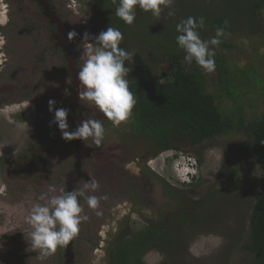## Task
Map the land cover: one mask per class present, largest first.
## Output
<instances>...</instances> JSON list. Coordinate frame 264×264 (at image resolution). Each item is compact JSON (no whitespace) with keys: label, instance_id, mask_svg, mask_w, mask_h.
I'll use <instances>...</instances> for the list:
<instances>
[{"label":"trees","instance_id":"16d2710c","mask_svg":"<svg viewBox=\"0 0 264 264\" xmlns=\"http://www.w3.org/2000/svg\"><path fill=\"white\" fill-rule=\"evenodd\" d=\"M118 2L93 0V8L105 26L122 32L120 47L135 54L133 63L125 64L132 68L129 88L137 101L125 122L127 132L146 145L150 158L164 151L180 152L185 143L195 147L232 135L245 139L260 174V185L251 197L245 226L232 248L236 253L226 257L223 264H264V111L254 112L257 96L264 106V80L260 74L264 55L258 51V63L242 67L236 61L241 44L237 40L225 42L221 37V44L214 48L215 70L206 75L195 62L190 66L184 62L185 52L176 43V25L191 16L205 19V27L199 29L202 40H210L217 28H224V34L245 31L259 35L264 45V0H174V14L162 11L158 18L137 6L130 26L115 16ZM244 40L247 43L250 37ZM231 160H226L223 174L227 177L220 184L225 196L218 198L212 188L209 199L190 202L196 209L213 204L219 210L235 201L240 176L230 167ZM197 164H201L199 159L196 168ZM194 180L181 186L191 187ZM160 183L166 197L175 199L176 191ZM211 209L190 218L184 210L170 225L164 218L138 230L127 229L124 236L109 245L108 263L145 264L143 257L151 251L167 256L186 253L183 239L214 221Z\"/></svg>","mask_w":264,"mask_h":264},{"label":"rangeland","instance_id":"374dc122","mask_svg":"<svg viewBox=\"0 0 264 264\" xmlns=\"http://www.w3.org/2000/svg\"><path fill=\"white\" fill-rule=\"evenodd\" d=\"M72 6H75L72 8L73 15H75L72 23L77 29L76 32L81 35V40L85 32L96 36L108 28L93 8V0H74ZM175 8L173 0L171 8L162 6V11L168 14L169 11L174 12ZM249 37L250 41L246 43L244 39ZM223 38L225 42L237 40V43L241 44L239 50L236 51V61L242 67L258 63L256 60L258 51L264 55V45L261 43L262 37L259 35L245 31L227 32ZM81 40L78 41V44L82 49L84 44H81ZM260 74L261 79L264 80V68L261 69ZM261 100V97L257 96L254 103L256 114H261L264 111ZM84 104L93 110L95 119L101 120L105 126L107 125L106 121L108 120L102 113L98 112L95 107L89 106L87 102ZM109 123L110 126L105 129V136L100 145H96L92 140L89 142L91 146H98L103 150L100 158L97 159L98 170L95 169L92 172L93 177L97 173L95 180L99 181V190L95 193H88L98 197L107 196L106 200H100L99 208L94 210L90 219L94 226L99 225L98 227L101 228V239L95 240L93 244L79 245L76 250L75 263L109 264L107 254L109 245L115 241L114 238L124 236L127 229L138 230L148 223L154 224L164 218L166 224L170 225L174 219L183 214L184 210L190 214V218L199 217L200 213L208 211V208H212L210 213L213 214L214 221L200 226L183 239L187 245L186 253H172L167 256L151 251L143 257V262L145 264H182L183 261H186L187 264H223L226 257L233 256L236 251L234 253L232 248L239 240L238 232H241L245 226L251 197L260 185V174L245 146V139L232 135L214 141H205L195 147H189L185 143L180 152H161L155 158H145L146 145L137 137L128 135L125 122L116 127L112 125L111 121ZM28 126L29 120L22 121L21 117L13 115L10 110L0 111V204L9 206L8 209H0V245L2 244L0 250L7 244L6 249L9 252L15 250V247L11 246L9 241L7 243L4 236L14 238L23 235L20 229L26 227L24 217L27 209L32 203L37 202L34 200L30 188L25 190L24 183L16 182L18 177L23 182V176H32L34 172L10 175L12 181L14 180L13 185L17 196L9 192L8 189L6 192L2 187L6 180V172L9 169L11 171L10 165H12L11 161L15 159V153L22 149L19 145L20 141L18 144H15L14 141L25 138ZM182 157H185L186 161L189 158L196 162L197 159L201 161V164H197L198 167L194 169L195 183L191 187H183L178 181V176L181 177V174L177 169L181 167L185 170L186 168ZM229 158L232 159L230 167L236 169L240 176L235 198L232 197L235 201L231 203L230 207L224 206L219 210H216L213 204V207L210 204L205 208L196 209V206L190 202L201 198L209 199L211 196L208 195L212 188L218 198L225 196L220 184L227 177L223 173L224 165ZM52 160L53 164L47 162V166L50 167L45 171L52 172L58 169L62 171V161L55 162L54 160L57 159L54 158ZM59 160H64V157ZM184 170L180 169L181 172ZM151 175L157 177L159 181ZM33 176L37 177L36 181L41 188V190L37 189L35 194L39 196L37 193H41L40 195L46 193L51 184L47 182L45 175L38 171ZM160 181L176 191L175 199L166 197ZM128 190L136 200L131 201ZM96 211H100L101 215L97 216ZM14 229L16 230L13 231ZM182 231L184 232L185 229ZM186 235L185 232L182 234L184 237ZM20 239H24V237H20ZM93 239L95 238L91 237V241ZM10 255L12 254H4V256ZM15 259L17 260V258ZM7 260H9L8 263ZM14 262V258H5V260L0 258V264H14ZM27 263L41 264L35 258H30ZM43 264H54V255L48 257Z\"/></svg>","mask_w":264,"mask_h":264},{"label":"flooded vegetation","instance_id":"af4514ba","mask_svg":"<svg viewBox=\"0 0 264 264\" xmlns=\"http://www.w3.org/2000/svg\"><path fill=\"white\" fill-rule=\"evenodd\" d=\"M73 1L0 0V111L10 110L13 115L21 117L22 121L29 120L25 138L14 141L15 144L20 141L22 149L15 153V159L10 165L11 171L9 169L6 172L2 187L6 192L8 189L16 195L14 180L10 175L34 172L32 176H23V182L19 177L16 182L24 183L25 190L30 188L36 201L41 196V193H37L39 196L35 194L36 190L41 188L36 181L37 177L33 175L38 171L57 189L56 194L72 191L82 188L84 182L95 180L97 173L93 177L92 172L98 170L97 159L103 152L101 147L90 145L91 138L85 141H65L58 126H50L54 118V112L48 111L50 99L55 100V108L69 109V131H74L84 119H95L93 110L78 100L79 81L76 73L79 70L77 66L82 63L79 58L85 45L80 48L79 34L72 42L67 39L69 31H77L72 23L75 16ZM106 122V126L103 124L105 129L110 126L109 120ZM145 154V158H150L148 153ZM62 157L64 160H59ZM53 158L57 159L55 162L62 161V171H45L50 167L47 162L53 164ZM95 181L99 183L97 179ZM129 197L131 201L135 199L131 193ZM80 203L83 207L81 215L88 219L82 221L79 233L67 246L57 248L53 254L54 264H76L79 245L93 244L95 240L101 239V228L90 221L94 210L88 208L83 198ZM20 237L24 236H4V240L9 241L15 250L7 251L6 244L0 250L2 260L14 258V264H28L30 258H35L34 252L26 251L28 245ZM91 237L95 239L91 241ZM9 253L12 255L4 256Z\"/></svg>","mask_w":264,"mask_h":264},{"label":"clouds","instance_id":"9594fccd","mask_svg":"<svg viewBox=\"0 0 264 264\" xmlns=\"http://www.w3.org/2000/svg\"><path fill=\"white\" fill-rule=\"evenodd\" d=\"M113 3H116V0H113ZM172 4L173 0H119L115 16L130 26L136 18L137 6L158 18L162 6L171 8ZM168 14L173 15L174 12L169 11ZM224 23L227 25V21ZM204 27L203 17L197 20L190 16L181 20L176 25V31L179 33L176 43L185 52L184 62L187 65L195 62L203 70L211 73L215 70L214 48L221 44L224 28H217L215 36L210 40H202L199 29ZM77 35L75 30L69 31L68 41L72 42ZM90 40L93 42H89ZM122 40V32L111 26L96 36L85 32L81 43L85 45V50L79 58L82 63L77 66L79 70L76 73L79 81L78 100L95 107L114 127L129 120L137 103L129 88L128 75L132 68L125 66L126 62L133 63L135 54L120 47ZM55 104V100L48 101V111L54 112L50 126H58L63 140L85 141L91 138L96 145L102 143L105 128L101 120L84 119L74 131H69L67 122L69 109L55 108ZM195 168L194 165L186 166L185 175H189V182L179 176L178 181L189 184L195 178ZM99 187L97 181L89 180L84 182L82 188L56 194L57 189L49 185L47 192L42 194L37 202L31 204L24 217L26 227L20 230L28 245L26 251L34 252L35 259L43 264L57 248L67 246L79 233L82 221L88 219L87 216L81 215L83 211L81 198L91 210H97L100 200L107 199V196L88 194L97 192ZM8 208L7 204H0V209ZM95 214L101 215L100 211H96Z\"/></svg>","mask_w":264,"mask_h":264},{"label":"built area","instance_id":"2783aa9c","mask_svg":"<svg viewBox=\"0 0 264 264\" xmlns=\"http://www.w3.org/2000/svg\"><path fill=\"white\" fill-rule=\"evenodd\" d=\"M184 158H185V157H182V159H184ZM188 158H189V157H188ZM188 160L192 161L191 164L195 166V161H194L193 159L189 158ZM180 169H181V170H184V169L181 168V167H179V168L177 169L178 172H180V174H181V177H182L181 179L184 180V181H186V182H189V181H190L189 178L185 175L187 169L185 168L184 172H181Z\"/></svg>","mask_w":264,"mask_h":264},{"label":"bare ground","instance_id":"6f19581e","mask_svg":"<svg viewBox=\"0 0 264 264\" xmlns=\"http://www.w3.org/2000/svg\"><path fill=\"white\" fill-rule=\"evenodd\" d=\"M9 147V146H8ZM184 163H185V166H190L192 165L191 164V161L187 159V161L184 159ZM188 178H189V175H186Z\"/></svg>","mask_w":264,"mask_h":264}]
</instances>
